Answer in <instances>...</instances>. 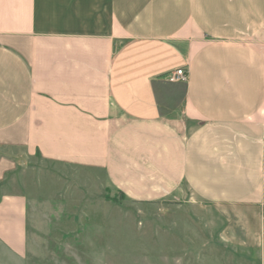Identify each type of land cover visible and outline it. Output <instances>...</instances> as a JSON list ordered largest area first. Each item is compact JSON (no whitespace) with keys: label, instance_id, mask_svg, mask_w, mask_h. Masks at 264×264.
I'll return each instance as SVG.
<instances>
[{"label":"crops","instance_id":"1","mask_svg":"<svg viewBox=\"0 0 264 264\" xmlns=\"http://www.w3.org/2000/svg\"><path fill=\"white\" fill-rule=\"evenodd\" d=\"M67 182L187 190L264 264V0H0V251Z\"/></svg>","mask_w":264,"mask_h":264},{"label":"rangeland","instance_id":"2","mask_svg":"<svg viewBox=\"0 0 264 264\" xmlns=\"http://www.w3.org/2000/svg\"><path fill=\"white\" fill-rule=\"evenodd\" d=\"M167 190L157 197L155 182H67L36 203L26 254L0 251V264H260L221 237L213 205Z\"/></svg>","mask_w":264,"mask_h":264},{"label":"built area","instance_id":"3","mask_svg":"<svg viewBox=\"0 0 264 264\" xmlns=\"http://www.w3.org/2000/svg\"><path fill=\"white\" fill-rule=\"evenodd\" d=\"M187 78V73L186 69L183 67H179L176 70L173 71V73L169 76V79L171 81H183L186 80Z\"/></svg>","mask_w":264,"mask_h":264}]
</instances>
